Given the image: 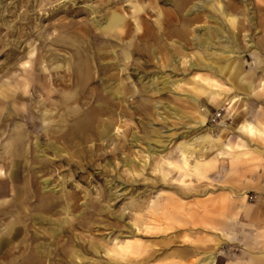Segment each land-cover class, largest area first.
<instances>
[{
	"label": "rangeland",
	"instance_id": "1",
	"mask_svg": "<svg viewBox=\"0 0 264 264\" xmlns=\"http://www.w3.org/2000/svg\"><path fill=\"white\" fill-rule=\"evenodd\" d=\"M104 1L0 0V155L5 154L9 143L13 144V134L18 127L26 128L28 135L32 134L28 137V146L33 145L37 135L41 134L39 115L43 112L47 115L63 112V105H58L63 100H60L58 92L68 93L69 88L52 84V78L65 73L70 78L68 71L76 69L81 58H87L91 68L96 67L98 54L109 49L100 38L91 42L93 34L109 36L94 21L96 19L105 24ZM115 1L119 3L108 8L126 15L131 28L129 36L123 41L135 43L139 51L132 54V46H123L118 41L120 43L112 48L117 56L114 60L110 57L98 60L104 63L103 66L111 61L118 62L117 68L110 72L119 73L118 78L112 80L115 82L111 85L113 87L110 86L117 93L107 94L111 97L112 112L100 115L101 119L111 123V137L99 142L112 155L99 162L93 170H75L83 171V176L74 175V170L64 166L58 177L51 179L50 184L56 190L50 191L63 195L64 199L77 193V207H59L57 209H61V213L45 214L55 222L38 223L36 227L73 229L74 236L70 240L64 236L63 242L66 248L78 252L76 260L79 264H125V261L116 263L112 253H107L116 242L125 241L140 243L147 250H157L156 257L143 264H200L210 252L216 255V264H250L247 254L251 244L257 246L259 251L255 252H259L260 256L264 254V191L253 183L250 168L243 167L250 164L248 157L251 153L246 147L247 153L242 154V148L237 147L242 142V134L236 131V121L229 117L228 105L214 101L207 96V91H219L212 82L219 81L226 87L225 90H232L233 95H246V103H249L250 94H255L257 90L245 89L236 81L240 82L248 76L247 79L253 81L255 87L264 79L263 12L250 4L251 9L246 14L235 13L239 16L236 23L225 22L229 29L225 30V36L216 35L212 29V40L208 41L220 45L235 44L236 57L228 52H217L210 55L211 59L216 61L220 57L223 64L232 62L240 68L238 74L225 69L220 76L216 69L207 66L193 68L187 61L178 66L183 59H196L194 53H202L192 46L190 40L193 36L206 39V29L215 27V21L201 20L191 25L174 22L169 26L161 21V26L165 25V31L170 34L164 36L167 48L150 51L148 44L156 46L160 42L150 39L146 44V40H139L138 35H142L149 26H159L157 21L173 13L170 3L176 0ZM221 1L225 4L228 0ZM127 3L149 6V13L142 14L141 10V17L134 21L131 16L134 8ZM72 4L78 12L71 14L67 8ZM86 8L98 11L87 13ZM172 61L175 62V70L170 66ZM159 74L182 78L183 82L165 89L163 83L157 81L158 86L153 87L152 78ZM196 75L201 76L198 80L201 83L195 80ZM231 81L235 82V89L228 88ZM98 85L95 82L90 87ZM107 85L100 84V89ZM188 94H196L200 100L194 101ZM52 100L57 104L52 105ZM76 105V102L71 103V106ZM170 106L179 107L189 116L188 119L175 120ZM201 108L206 110V126L188 128L194 121L204 118L199 114ZM163 111L168 117L166 121L161 119ZM217 112H222V116L214 123L211 116ZM48 121L45 120V124ZM205 132L229 140L236 151L234 155L224 152L222 158L207 166L200 175L183 176L179 170L172 168L164 174L160 169L162 157L153 155V151L149 150V147H157L155 139L158 133H162L161 139L170 143L164 157L177 161V143L182 139L192 140ZM169 134L175 137L170 138ZM42 143L44 148L47 141ZM61 147V153L69 156V149ZM45 151L50 157H55L52 152ZM214 153L215 150L208 151L206 156L212 157ZM242 156H245L244 160ZM13 158L20 167L27 165L23 156ZM125 161L128 164H124ZM0 169L10 172L11 160L0 158ZM95 173H99L98 178ZM3 176L0 175V203L10 200L17 192L20 196L18 202L24 204L27 191L24 176L19 178V182ZM48 177V174L41 176L40 180ZM5 181L6 191L2 188ZM15 184L19 186L16 189ZM0 209H6V205H1ZM18 209L23 210L24 205L18 206ZM11 217L3 219L0 216V228L14 219V216ZM17 226L23 228L24 224ZM253 230L255 232L250 238V231ZM49 240L46 243L50 244ZM81 243L97 244L98 249L84 252ZM49 244L46 246L54 248Z\"/></svg>",
	"mask_w": 264,
	"mask_h": 264
},
{
	"label": "bare ground",
	"instance_id": "2",
	"mask_svg": "<svg viewBox=\"0 0 264 264\" xmlns=\"http://www.w3.org/2000/svg\"><path fill=\"white\" fill-rule=\"evenodd\" d=\"M164 1L167 0H159V2ZM118 3L119 2L115 0L104 1V7L102 8L106 10L104 13L105 24H101L100 21L94 19L103 33L107 32V34H109V36L106 37L93 34V38L91 39V42H93L100 38L102 43L105 44V47L107 46L109 48L105 50V53L98 54L100 60L105 57H110L111 60H114L117 56L113 54L115 51H112V48H115L120 42H122L121 45L123 46H132V54L139 51L136 45H134L135 43L127 44L123 41L125 37L129 36L131 30L128 25V17L108 8L109 5ZM250 4L262 11L264 15V0H228L225 4L221 0H176L170 3L174 8L173 13H169L167 17L157 21L159 26H149L142 35H138V39L140 40L141 38V41L146 40V44H148L150 39L155 42L158 41V43L160 42V45L156 46L148 44L150 51H156L160 47L167 48L168 44L164 41V36L168 37L170 34L165 31V25H174V22L191 25L201 20L205 22L215 21L217 24L215 27L206 29V39L202 36H193L190 40L192 46L200 49L202 53H194L196 59L193 61L191 59H183L178 63V66H181V64L187 61L188 65L193 68L207 66L216 69L220 76L225 69L235 71V74H238L240 70L238 64L232 62L223 64V62L219 60L220 57L219 59L216 58L217 60L214 61L210 56L211 54L216 55L217 52H220V54L228 52L232 57H236V55H234L236 51L235 44H213L208 40H212L210 33L213 31L216 35L225 36V30L229 31L225 22L232 24L236 23L239 16L235 13L246 14V12L251 9ZM126 5H130V7L134 8L131 12L134 21H138V18L141 17L139 13L141 10L144 12L142 14L148 12L149 6H140L139 4L137 5V3L134 5L133 3H127ZM67 11L71 14L78 12L73 4L71 7L67 8ZM86 11L87 13H94L98 10L86 8ZM249 19H252V17L249 16ZM161 21H164L166 24L161 26ZM125 26H127L126 29H123ZM111 31H114V33H111ZM111 37H114L116 40ZM233 39L234 38H232V41ZM86 59L87 58H81L77 63V68L68 71L70 78H68L67 73H65L63 76H55L51 80L52 84L69 88L68 93H66V91L58 92L60 100L63 99L58 103L59 106L63 105L61 107L63 112H58L56 114L51 113L49 115L43 112L39 115L42 121V129L41 134L37 135V140L33 142V145L30 144L28 146V137H32V134L29 133L28 135L26 128L18 127L13 134V144L9 143V145L6 146L5 154L0 155V158H9L12 164V170L10 172L0 169V175H4L3 177L5 179H10L13 182H19V178L24 176V187L27 190L25 198L27 201L24 200V204L18 202L20 196L17 192H15L12 196L13 198L10 200H5L0 203V206L6 205V209H0V216H2L3 219L14 216V219L9 220L6 227L0 228V264H79V261L76 260L78 252L73 248H66L63 242L64 236L69 240L74 236L73 229L49 230L43 227L38 228L36 224L40 223L43 225L45 223L55 222V220L45 214L52 212L61 213V209H57L59 207L65 206L66 209L69 207H77V193L75 195L71 194L64 199L63 195H55L50 191L53 190L54 192L56 190V187L50 184L51 179L55 180L64 166L68 165L70 169L74 170V175L83 176V171L77 172L75 170L80 168L93 170L94 166H97L99 162L105 160L111 154L107 153L103 144L99 142L103 139L109 140L111 137V123H109L107 119H101L100 115L112 112L113 107L109 99L111 97L107 94L117 93L110 88V86L115 83L112 82V80H116L119 73L114 74L110 72L117 68L118 62L111 61L107 63L106 66H103L104 63H99L98 59L96 61L97 66L91 68V66H88ZM170 66H173L172 69L175 70V62L172 61ZM247 77L240 82L236 81V83L240 84L245 89H253V81L247 79ZM199 79H201V76L196 75L195 80L198 81ZM157 81H161L165 89L172 84L178 86L183 82L182 78L176 79L165 74L154 76L151 85L153 87L158 86ZM95 82L99 83L98 87H90V84ZM207 82H210V80ZM212 82L214 86H218L219 91H207V96L216 102L226 103L228 105L227 109L230 118L234 120L241 119L242 115L247 112V96L233 95V91L225 90L226 87L219 81ZM198 83L201 82L198 81ZM100 84L109 85L101 90ZM230 84L228 88L231 89L232 87V89H235V82L231 81ZM261 84L264 88V79H262ZM120 88L121 87H119V89ZM188 95L194 101L198 102L200 100V97L196 94ZM72 102H76L78 105L71 106ZM51 104L56 105L57 103L52 100ZM171 109L175 120L184 121L188 119L189 116L183 113L179 107L172 106ZM164 112L165 111L161 112L160 115L161 119L166 121L168 117L164 115ZM199 114L204 117L202 121H194V124L191 123V125L187 126L188 128L206 126L205 108H201ZM45 120H49L47 124H45ZM34 124H36V122H34ZM223 126L226 127V124H223ZM239 129L245 132V134L253 137L264 134L263 129L249 121H241ZM117 131L125 134L121 129H117ZM218 136L220 135L218 134ZM157 137L158 138L155 139L157 147H149V150L153 151V155L162 157L160 169L164 174L172 168L179 170L183 176H190L193 174L200 175L203 174L207 166L217 162L219 158H222L225 154L224 152L229 153L228 155L235 154V145H231L229 140L218 138L209 132H205L192 140L182 139L179 141L176 147L179 152V159L173 161L164 157L165 151L169 148L170 143H165L164 139H161L162 133H158ZM168 137L173 138L175 135L169 134ZM45 140L47 143L44 144L45 147L43 148L42 142ZM168 140L171 141L170 139ZM241 140L243 141V139ZM61 145L69 149V156L66 157V155L61 153L63 149ZM237 147L245 149V141L239 142ZM45 150L52 152L55 157H50ZM211 150H215L214 155L212 157H207L206 154ZM152 154L151 156H153ZM20 156H23L26 160L27 165L24 167H20L18 161L13 158ZM124 164H128V162L125 161ZM164 164H166V167H164ZM47 174L50 175V177L44 178L43 181H41L40 177ZM94 175L97 178L99 177V173H95ZM41 182L43 187L41 186ZM18 187L15 184L14 189ZM2 188L5 189V191L7 190V182L3 183ZM20 189L22 188L20 187ZM32 198H35V200L31 201ZM20 205H24L23 210L18 209ZM19 223L24 224L23 228L17 226ZM20 236L21 239H19ZM47 239H50V244L46 243ZM46 244L53 245L54 248L47 247ZM80 247L84 252L90 253L98 249L97 244L91 246L81 243ZM255 251L259 250L255 247L249 249L248 256L250 264H264V254L261 253L260 256V253ZM107 253H112L113 260L116 263H123L125 261V264H143L156 257L157 250H147L142 248L140 243L125 241L123 243L116 242L112 249L107 250ZM200 264H216V255L211 252L206 254V258Z\"/></svg>",
	"mask_w": 264,
	"mask_h": 264
},
{
	"label": "crops",
	"instance_id": "3",
	"mask_svg": "<svg viewBox=\"0 0 264 264\" xmlns=\"http://www.w3.org/2000/svg\"><path fill=\"white\" fill-rule=\"evenodd\" d=\"M254 88L257 91L255 92V94H253V92L250 94V101L249 103H247V112L242 115L241 119L235 120V128L236 131H240V133L242 134L241 138L243 139V141H245L246 147L249 148V150L245 148L240 151H243L242 154H246L247 150L248 153H251L248 157L250 158V164L243 167L250 168L253 183L256 185V187L264 191V134L256 135L253 137L245 134V132L239 129L241 121H249L264 130V88L261 82L257 83V86H255ZM241 158L244 160L245 156H242ZM254 232V230L250 231V238L253 237L252 234ZM251 247L256 248L257 246L251 244L250 248Z\"/></svg>",
	"mask_w": 264,
	"mask_h": 264
},
{
	"label": "built area",
	"instance_id": "4",
	"mask_svg": "<svg viewBox=\"0 0 264 264\" xmlns=\"http://www.w3.org/2000/svg\"><path fill=\"white\" fill-rule=\"evenodd\" d=\"M222 116V112H217L211 116V121L217 123V120Z\"/></svg>",
	"mask_w": 264,
	"mask_h": 264
}]
</instances>
